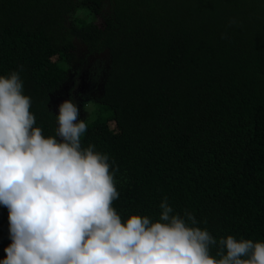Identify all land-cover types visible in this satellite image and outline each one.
Returning <instances> with one entry per match:
<instances>
[{
	"label": "trees",
	"instance_id": "1",
	"mask_svg": "<svg viewBox=\"0 0 264 264\" xmlns=\"http://www.w3.org/2000/svg\"><path fill=\"white\" fill-rule=\"evenodd\" d=\"M102 53L81 145L115 162L122 220L157 222L166 198L215 239L264 242V0H0V76L23 66L45 137L71 64ZM10 243L0 205V260Z\"/></svg>",
	"mask_w": 264,
	"mask_h": 264
},
{
	"label": "clouds",
	"instance_id": "2",
	"mask_svg": "<svg viewBox=\"0 0 264 264\" xmlns=\"http://www.w3.org/2000/svg\"><path fill=\"white\" fill-rule=\"evenodd\" d=\"M21 71L0 76V205L11 240L0 264H264V242L215 239L191 212L173 214L166 198L157 222L122 220L113 207L115 162L82 147L87 123L71 100L58 106L55 134L45 137Z\"/></svg>",
	"mask_w": 264,
	"mask_h": 264
},
{
	"label": "rangeland",
	"instance_id": "3",
	"mask_svg": "<svg viewBox=\"0 0 264 264\" xmlns=\"http://www.w3.org/2000/svg\"><path fill=\"white\" fill-rule=\"evenodd\" d=\"M95 18L94 15L90 16ZM94 20V19H93ZM77 53H83V48L80 44L76 45ZM106 54H102L101 58L90 62L89 60L75 61L71 64L68 72V82L63 86L64 88L56 92L51 96L50 110L56 116L58 115V106L65 100H71L79 110V120H85L87 122L94 117L95 104L90 102L97 96L101 95L102 85V71L105 70ZM105 64L102 66V63ZM66 88V90H65ZM68 93V97L66 94Z\"/></svg>",
	"mask_w": 264,
	"mask_h": 264
},
{
	"label": "flooded vegetation",
	"instance_id": "4",
	"mask_svg": "<svg viewBox=\"0 0 264 264\" xmlns=\"http://www.w3.org/2000/svg\"><path fill=\"white\" fill-rule=\"evenodd\" d=\"M75 1H81V0H75ZM94 16L98 18L97 15H94ZM78 56H81V57H82V54L79 53ZM105 56H106V55H105ZM97 57H98V58H101L102 56H101V55H95V56L88 55L87 58H86V60L84 61V63H85L86 61H88V60H89L90 62H94V60H96ZM106 58H107V56H106ZM100 63H102V66L105 64V62H104V64H103V62H100ZM102 73H103V71H102ZM63 88H64V87H62V89H63ZM65 90H66V88H65ZM66 96L68 97V93L66 94Z\"/></svg>",
	"mask_w": 264,
	"mask_h": 264
},
{
	"label": "water",
	"instance_id": "5",
	"mask_svg": "<svg viewBox=\"0 0 264 264\" xmlns=\"http://www.w3.org/2000/svg\"><path fill=\"white\" fill-rule=\"evenodd\" d=\"M102 54H104V53H102Z\"/></svg>",
	"mask_w": 264,
	"mask_h": 264
}]
</instances>
